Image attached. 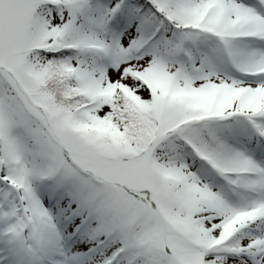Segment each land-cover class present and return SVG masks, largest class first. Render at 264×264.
Instances as JSON below:
<instances>
[{
    "label": "snow or ice",
    "instance_id": "obj_1",
    "mask_svg": "<svg viewBox=\"0 0 264 264\" xmlns=\"http://www.w3.org/2000/svg\"><path fill=\"white\" fill-rule=\"evenodd\" d=\"M0 264H264V0H0Z\"/></svg>",
    "mask_w": 264,
    "mask_h": 264
}]
</instances>
